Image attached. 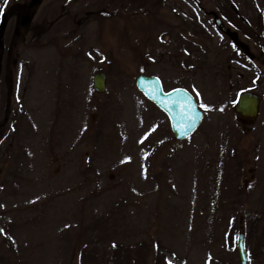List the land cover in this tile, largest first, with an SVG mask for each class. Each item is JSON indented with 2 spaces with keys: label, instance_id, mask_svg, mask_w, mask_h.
Segmentation results:
<instances>
[{
  "label": "rangeland",
  "instance_id": "374dc122",
  "mask_svg": "<svg viewBox=\"0 0 264 264\" xmlns=\"http://www.w3.org/2000/svg\"><path fill=\"white\" fill-rule=\"evenodd\" d=\"M31 1L0 0V264H240L242 233L264 264V0ZM139 75L207 106L190 138Z\"/></svg>",
  "mask_w": 264,
  "mask_h": 264
},
{
  "label": "water",
  "instance_id": "95a60500",
  "mask_svg": "<svg viewBox=\"0 0 264 264\" xmlns=\"http://www.w3.org/2000/svg\"><path fill=\"white\" fill-rule=\"evenodd\" d=\"M23 1V0H21ZM39 0H32L31 7L35 6ZM216 25L221 29L225 30L224 23L220 20L217 15H214ZM29 19V16H25L22 20L21 25L24 26ZM8 22V15L3 14L0 21V49L2 47V41ZM227 35L233 40L235 47L242 53H246L249 57H253L248 51L245 44H243L237 37L235 33L227 30ZM159 83H156V81ZM136 86L141 91V93L153 104H155L161 111H163L169 118L171 124V130L174 137L178 141H184L190 138L202 124L204 113L199 109L198 104L194 96L183 88H177L172 91L166 92L163 88V84L158 77L139 75L136 80ZM93 88L98 94H103L107 89V76L102 73H96L93 77ZM154 89H158V92H154ZM152 93V94H149ZM186 96H191L193 105L196 107V111L199 113L195 120V124L192 128L187 129V120H182L181 117L184 113V101ZM173 101H180L179 107L173 103ZM259 103L260 99L257 95L253 93H243L239 96L236 112L241 118L256 120L259 114ZM186 130L185 135H181V131ZM1 173V171H0ZM0 230L2 227L0 226ZM2 231H0V236ZM237 249L239 253L240 264H248V254L246 250V240L245 234H239L237 239Z\"/></svg>",
  "mask_w": 264,
  "mask_h": 264
},
{
  "label": "snow or ice",
  "instance_id": "6c2138e0",
  "mask_svg": "<svg viewBox=\"0 0 264 264\" xmlns=\"http://www.w3.org/2000/svg\"><path fill=\"white\" fill-rule=\"evenodd\" d=\"M156 83H159V81L157 80ZM158 89H154V92H158ZM152 94V93H149ZM197 95H199L197 93ZM174 104L177 105V107H179L180 105V101H173ZM199 107L201 108H206L207 106L200 104ZM199 115V113L196 111V107L193 105V101H192V97L191 96H186L185 101H184V113L181 117L182 120H187V129H190L194 126L195 124V120L197 118V116ZM186 134V130H182L181 131V135H185ZM2 231V230H0ZM238 239V237H237Z\"/></svg>",
  "mask_w": 264,
  "mask_h": 264
},
{
  "label": "flooded vegetation",
  "instance_id": "af4514ba",
  "mask_svg": "<svg viewBox=\"0 0 264 264\" xmlns=\"http://www.w3.org/2000/svg\"><path fill=\"white\" fill-rule=\"evenodd\" d=\"M31 5V4H30ZM212 16L214 17V14H212ZM215 23V22H214ZM217 26V25H216ZM218 28V27H217ZM219 29V28H218ZM227 30L228 29H226V27H225V30L223 31V30H221V29H219V31L222 33V34H225L228 38H229V36L227 35ZM254 31H256V30H254ZM16 34L18 35L19 34V31L17 30L16 31ZM24 36H25V34H24ZM248 36H250V37H252L251 39H258V34H254L253 32L251 33V34H249L248 33ZM259 40V39H258ZM242 42V41H241ZM243 43V42H242ZM246 45V44H245ZM246 47H247V49H248V51L250 52V54H252V52L250 51V49L248 48V46L246 45ZM242 53V52H241ZM244 56H246L249 60H255V55H253L252 54V56L253 57H249V55L248 54H246V53H242ZM246 93V92H245ZM249 93H252V92H249ZM255 95H257V94H255ZM258 97H259V99H260V103H259V113H260V105H261V98H260V96L259 95H257ZM258 116H259V114H258ZM244 121H252V120H249V119H244Z\"/></svg>",
  "mask_w": 264,
  "mask_h": 264
}]
</instances>
